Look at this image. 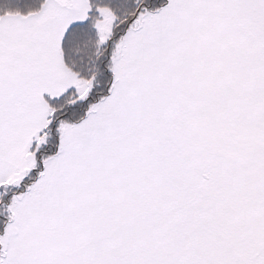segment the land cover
Listing matches in <instances>:
<instances>
[{
	"label": "snow or ice",
	"instance_id": "1",
	"mask_svg": "<svg viewBox=\"0 0 264 264\" xmlns=\"http://www.w3.org/2000/svg\"><path fill=\"white\" fill-rule=\"evenodd\" d=\"M0 264H264V0H0Z\"/></svg>",
	"mask_w": 264,
	"mask_h": 264
}]
</instances>
